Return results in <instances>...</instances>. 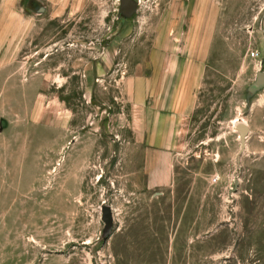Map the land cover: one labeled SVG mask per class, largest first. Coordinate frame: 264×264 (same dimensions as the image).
<instances>
[{"label":"rangeland","instance_id":"rangeland-1","mask_svg":"<svg viewBox=\"0 0 264 264\" xmlns=\"http://www.w3.org/2000/svg\"><path fill=\"white\" fill-rule=\"evenodd\" d=\"M119 7L0 0V264H264V0Z\"/></svg>","mask_w":264,"mask_h":264},{"label":"water","instance_id":"water-1","mask_svg":"<svg viewBox=\"0 0 264 264\" xmlns=\"http://www.w3.org/2000/svg\"><path fill=\"white\" fill-rule=\"evenodd\" d=\"M139 4V0H120L119 16L131 17L136 11ZM264 88V71H258L255 80L248 87L250 95H253ZM237 131L240 133V142L242 149L245 146V138L249 131V127L243 123L238 122L236 125ZM102 220L104 222V234L109 233L113 225V214L109 206L102 208Z\"/></svg>","mask_w":264,"mask_h":264},{"label":"bare ground","instance_id":"bare-ground-1","mask_svg":"<svg viewBox=\"0 0 264 264\" xmlns=\"http://www.w3.org/2000/svg\"><path fill=\"white\" fill-rule=\"evenodd\" d=\"M139 1H142V0H139Z\"/></svg>","mask_w":264,"mask_h":264}]
</instances>
